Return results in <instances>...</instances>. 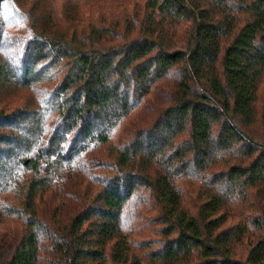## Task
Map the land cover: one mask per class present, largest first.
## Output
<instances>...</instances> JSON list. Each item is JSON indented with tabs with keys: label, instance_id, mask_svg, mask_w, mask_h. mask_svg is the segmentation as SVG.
Returning a JSON list of instances; mask_svg holds the SVG:
<instances>
[{
	"label": "trees",
	"instance_id": "16d2710c",
	"mask_svg": "<svg viewBox=\"0 0 264 264\" xmlns=\"http://www.w3.org/2000/svg\"><path fill=\"white\" fill-rule=\"evenodd\" d=\"M0 264H264V0H0Z\"/></svg>",
	"mask_w": 264,
	"mask_h": 264
},
{
	"label": "rangeland",
	"instance_id": "374dc122",
	"mask_svg": "<svg viewBox=\"0 0 264 264\" xmlns=\"http://www.w3.org/2000/svg\"><path fill=\"white\" fill-rule=\"evenodd\" d=\"M10 6L8 7V9L10 10ZM13 10L17 9L15 6H13L12 8ZM8 10V11H9ZM13 10H10L8 13L5 14V21H8V19L11 17L10 14H12ZM65 25V22L62 18H60V26L61 28ZM8 31V29H7ZM12 31V30H11ZM10 34H12V32H9ZM17 94H21V92H17ZM3 97L5 98H9L10 96L7 94H4ZM150 198H148L147 203H149ZM140 205H142L140 203ZM137 209V206L135 207H131L128 210V214H127V223L124 224V226H126L128 223H131L132 221V217H133V213L135 212V210ZM140 213L142 214V208L140 209ZM133 234V238L138 240V241H144L145 239H150L151 241L155 240V239H159V235L156 233L155 228L152 226L150 219H143L140 222H136L135 225H133L131 232Z\"/></svg>",
	"mask_w": 264,
	"mask_h": 264
},
{
	"label": "water",
	"instance_id": "95a60500",
	"mask_svg": "<svg viewBox=\"0 0 264 264\" xmlns=\"http://www.w3.org/2000/svg\"><path fill=\"white\" fill-rule=\"evenodd\" d=\"M27 162V160H23V163H26Z\"/></svg>",
	"mask_w": 264,
	"mask_h": 264
}]
</instances>
